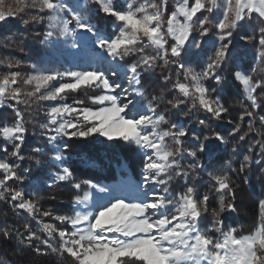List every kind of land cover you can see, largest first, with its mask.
<instances>
[{"label": "trees", "instance_id": "1", "mask_svg": "<svg viewBox=\"0 0 264 264\" xmlns=\"http://www.w3.org/2000/svg\"><path fill=\"white\" fill-rule=\"evenodd\" d=\"M84 1L88 8L95 11L94 21L97 26L109 30L114 17L104 15L93 0ZM169 4L170 1L164 8L165 28L167 18L173 12ZM9 7L15 9L14 0H3L4 10L7 11ZM34 16L41 17V22L33 21ZM48 16V12L40 13L37 8L29 7L15 18L0 23V77L11 73L28 77L32 66L39 62L43 52ZM205 17L208 19L205 27L208 34L212 35L215 26L211 21V12L202 11L195 18L203 20ZM261 28H264V20L256 14L240 21L232 30L225 56L220 61V66L214 70L215 76L200 80L207 96L225 109L220 119H213L210 113L199 106L196 99H185L176 90L177 84L186 83L185 76L177 69L178 64L187 59L184 51H181L179 57H168L171 63L167 66L161 67L162 62L157 58L155 67L139 69L137 88L143 93L140 102L154 108L155 112L152 113L163 116L166 121L160 125L159 131L171 129L186 132V136L181 138L182 153L173 161L176 167L170 170V179L169 176L162 177L168 183L159 185L158 188L168 202L167 212L169 215L175 213L177 197L182 196L187 188L194 189L193 196L197 203L204 196H208L207 211L202 209L198 228L214 241L221 237V233L232 229L236 230L234 235L238 238L251 235L261 222L260 203L264 201V124L260 121L264 118V87L257 88L253 93L257 100V108L253 112L241 84L236 80L237 70L229 55L231 51L239 53L242 57V70L253 83L260 82L264 85V56H261L264 46L259 43L262 38ZM172 44L173 41L169 40L167 47L170 48ZM216 50L208 52L204 63L194 61L199 64L195 66L199 76L215 58ZM139 58V55L130 56L127 64L131 65ZM13 87L33 90L25 86L22 80ZM96 93L90 89H81L75 93H66L64 98L69 104L93 106L87 102V98ZM23 99L26 103L16 104L12 100H4L0 104V127L13 126L16 111H19L25 129L19 150V156L23 159L11 155L15 142L0 139V148L7 149L0 151V162L8 163L18 177L7 183L8 191L4 192L5 198L0 200V264H75L66 253L53 251V247H59L58 236L53 233L49 238L42 230L44 224H51L58 231L66 229V224L38 214L30 216L15 207L19 201H11V194L19 191L25 200L36 204L41 212L67 217L72 212L75 199L80 198L90 188L88 184L98 187L113 184L118 178H124L125 173L132 180H139L143 159L134 144H125L121 140L109 141L97 135L63 138L60 142L64 157L61 163L69 169L72 177L58 182L54 176V173H59V168L53 161L54 150L50 147L42 127L48 103L38 97ZM79 100L84 103L77 104L76 101ZM173 104L178 106L173 107ZM247 112H253V115L249 117ZM200 121H204V125ZM249 125H252L251 129ZM217 136L221 140H217ZM241 136H244L243 140L240 139ZM205 137L209 139L205 140ZM202 144L205 150L199 151ZM190 151L196 152V156H188ZM245 156L248 157V163L241 170ZM177 171L183 174L177 176ZM218 175L228 176L233 195H223L225 205L230 203L234 209L232 211L227 210L226 206L224 211H220L221 194L216 193L213 181V177ZM2 178L3 174H0V179ZM73 183H80L81 188L74 189ZM214 212L218 213L221 221V232L214 230ZM37 220L41 223L37 224ZM25 226L28 227V232L25 231ZM5 231L10 234L9 239L3 238ZM30 233L39 236L40 240L25 241L24 237ZM41 241L50 246L46 247ZM34 248H38L39 253L43 254L33 251Z\"/></svg>", "mask_w": 264, "mask_h": 264}, {"label": "snow or ice", "instance_id": "2", "mask_svg": "<svg viewBox=\"0 0 264 264\" xmlns=\"http://www.w3.org/2000/svg\"><path fill=\"white\" fill-rule=\"evenodd\" d=\"M100 8V11L110 17H114L120 25L118 34L106 40L98 37L97 47L107 52V56L113 61H119L128 56L139 55L140 59L129 65L126 69V79L132 88L139 84V69H151L156 66L157 58L161 61V67L171 63L168 57L176 58L181 55V50L188 42L193 26V20L202 11L212 12L217 0H178L174 11L167 18V27L163 23V8L167 0H161L157 4H139L137 0H128L126 10L117 12L113 7V0H93ZM15 9L9 7L7 11L3 8V0H0V23L9 18H15L26 8L35 7L40 13L48 12L53 15L49 17V28L58 29L60 38L73 36L77 31L94 32V29L87 24L85 19L76 12L70 13V19L60 18L59 14L68 12V6L56 2V0H14ZM253 14L264 20V0H224L223 19L216 25L220 41H226L231 36V29H235L237 24L246 17L251 18ZM182 18V20H181ZM33 21L41 22V17L34 16ZM28 23V21H25ZM208 23L207 17L199 22L200 35L208 34L205 25ZM70 25L72 27H70ZM262 38L259 40L264 46V28L260 29ZM53 32L45 33V39L51 40ZM174 43L169 48L168 41ZM144 41H147L145 44ZM197 46L199 44L197 43ZM156 49V55H144L147 48ZM228 44L224 43L216 50L215 58L211 60L205 71L199 76H186L194 81V86L189 88L185 84H177L176 90L185 99L193 98L199 106L212 115L213 119H220L225 109L213 101L207 99L206 89L199 83L202 79H211L215 76V69L220 66V61L225 56ZM264 56V52L261 53ZM12 67V65H9ZM182 67V65H178ZM71 80L70 83L60 84L51 91H46L52 82L65 78ZM237 80L246 92V98L250 101L253 112L257 108V100L253 95L257 88L264 87L260 82L253 83L250 78L237 74ZM20 80L27 87L33 90L26 91L13 86ZM217 82L218 79H217ZM121 88L119 83L113 85L106 78L105 74L96 71L71 72L67 74H37L26 78L20 77L18 73H11L0 77V104L4 100H12L16 104L26 103L23 97L33 99L38 97L42 101L63 100L68 92H77L81 89H103L102 95L89 97L92 104L100 105L96 110L87 108H73L63 106L54 108L47 113L48 124L55 135L50 136V141H57L59 138H87L98 134L109 141L121 140L126 143L136 145L138 148L151 153L145 159L143 169V179L147 184L165 185L168 180L163 179L169 176L171 169L176 167L174 159L181 155V138L186 136L183 130L159 131L160 125L166 123L163 116L153 117L141 115L140 118H127L123 115L128 109V104L119 103V97L113 95ZM124 93H129L128 88L123 89ZM141 96L139 90L134 93ZM123 99L127 100L128 95ZM83 104L82 100L76 101ZM131 103V101H129ZM177 107V104H173ZM150 112H155L154 108H149ZM253 112H247L251 117ZM65 116L75 117L73 120H63ZM58 118L62 122L58 123ZM243 120L244 117L242 116ZM264 124V118L261 119ZM204 125V121H200ZM174 127V126H173ZM252 128V125H249ZM25 129L22 123V115L16 111V121L13 126L0 127V139L7 142H15L13 157L23 159L19 156L20 146L23 143ZM171 138L176 145L175 149L169 148L165 141ZM209 139L205 137V140ZM217 140L221 137L217 136ZM241 140L244 136L240 137ZM202 144L199 151H204ZM0 151H7L0 148ZM38 151V149H34ZM251 151V149H249ZM188 156L195 157L196 152H188ZM56 161H61L62 156L56 155ZM248 163V157H244L241 170ZM199 167V165H197ZM0 200H3L4 192L8 189L6 185L9 181L16 180L13 168L6 162H0ZM177 176L183 173L177 171ZM72 173L68 168H63L60 175L56 177L58 182L71 179ZM170 179V176H169ZM215 191L220 195V211L234 210L229 203L225 205L224 193L230 197L233 195L228 182L227 175L213 177ZM87 183V182H84ZM72 187L79 190L80 183H73ZM88 187H94L88 184ZM103 191V189H97ZM194 189L187 188L186 192L177 197L175 214L167 216L163 210L168 206L164 196H154L151 202L146 203H125L117 199L110 206L98 211L90 218L89 214L77 212L72 217L52 216L49 212H41L39 207L23 198L19 191L11 194V201L16 208L27 212L30 216L39 215L41 217H51L61 224H67L71 231H58L51 224H44L42 230L45 235L51 238L55 233L58 236L59 247H53V251L66 253L75 264H264V201L260 203L261 222L255 231L248 236L236 237L235 229L221 233V237L213 240L198 228V223L203 211H207L209 197L204 196L199 203L194 199ZM85 194L83 200L77 198L74 203L83 204L88 200ZM213 223L216 225L215 231L221 232V221L218 213H213ZM37 224L41 221L37 220ZM86 225L85 227H81ZM25 231L29 229L25 226ZM114 234V235H109ZM8 232L3 233L4 239H9ZM25 241L40 240L39 236L29 234L24 237ZM46 247L50 245L44 241ZM33 251L39 253L38 248ZM43 254V253H39Z\"/></svg>", "mask_w": 264, "mask_h": 264}, {"label": "rangeland", "instance_id": "3", "mask_svg": "<svg viewBox=\"0 0 264 264\" xmlns=\"http://www.w3.org/2000/svg\"><path fill=\"white\" fill-rule=\"evenodd\" d=\"M167 1L171 2V4L169 5L172 6V9L174 11V8L178 3V0H167ZM56 2L68 6V12L60 13L59 14L60 18L70 19V13L76 12L85 19L87 24L94 29V32L77 31L75 32V35L64 37L61 39L58 29L49 28V17L53 15L49 13V16L47 18L46 32L51 30L53 32V37L51 40H46L44 36L43 38L44 48L40 60L39 62H37L32 66V71L28 76L37 75V74H43V75L67 74L71 72H85V71L102 72L105 74L106 78L111 84L115 85L119 83L121 85V88L117 90V93H113V95H116L120 98L119 103L128 104V109L123 115H125L127 118H137V119L140 118L141 115H150L153 116L154 118L159 117V116H155L152 112L149 111V107H147L142 102H140V96H136L133 94L136 90H138L137 86L136 88H132L128 84V81L126 79V69L129 66L127 64V59L130 56L125 57L124 59L119 61H113L110 57L107 56L106 51H104L100 47H97L98 37H103L106 40H110L111 38H113L118 34L120 25L115 20V18L110 26V29L106 30L103 27L97 26V24L94 21L95 11L91 8H88L85 5L84 0H56ZM127 3L128 0H113V7L117 12H123L126 10ZM160 3L161 0H137V5L157 4L159 6ZM164 8H163V13H164ZM223 11H224V0H217L216 6L214 7V10L211 12V21L215 26V32L212 35L207 34L206 36H201L200 35L201 29L199 28V22L201 19L194 18L193 20V26H192V32L190 38L186 43L185 47L181 50L185 52L187 59L182 61L180 64H178V65H182V67L177 66V69L185 76L186 78L185 85H187L189 88L194 86V81L191 78L187 77L186 73H190L192 76L199 77L198 73L195 71V66L201 64V62L202 63L205 62L206 58L208 57V52L210 50L218 49L222 46V44L224 43L227 44L231 40V36L226 41L219 40V36L221 35V33L218 31L216 25L223 19ZM70 27L72 26L70 25ZM232 30L233 29L230 30L231 33ZM144 43L146 44L147 41H144ZM197 43L199 44V46H197ZM144 55H149V56L156 55V49L149 47L145 49ZM229 55L233 59L237 70L235 77H237V74H240L242 76L249 78L248 74H246L242 70L241 55L236 51H231ZM194 61H200V62L199 64H197L194 63ZM70 82L72 81L65 76V78L52 82L46 91H51L55 87H59L60 84L70 83ZM201 86L203 85L201 84ZM124 88H128L129 93H124L123 91ZM242 89L245 95H247L243 86ZM90 90L97 92L95 95L90 97H96L104 94L103 89H90ZM125 95H128L127 100L123 99ZM207 99L218 104L216 100H213L208 96ZM129 101H131V103H129ZM46 102L48 103V106L45 111V115H44L45 120L43 122L42 127L45 129L46 132L45 136L50 144V147L54 150L53 161L57 164V167L59 168V173H54V176L57 177L58 175L61 174L62 169L65 168L61 163L64 157L61 153L62 148L60 142L62 141L63 138L66 137L59 138L55 142L49 140L50 136L55 135L53 131H50V129L55 126L48 124L49 117L47 113L54 108L63 107V106H69L78 109L87 108L93 110H96L101 106L92 104L88 98H87V102L89 104H92L93 106L69 104L66 103L65 98L63 100L46 101ZM62 119L73 120L75 122L74 116L72 117L65 116ZM59 122H62L60 118H58V123ZM96 135L99 136L98 134ZM124 143L129 144L126 142ZM165 143L171 149H175L176 147V145L173 143L171 138H167ZM134 146L138 150L140 156L143 159V168L140 179L134 181L129 175L125 173L124 178L122 179L118 178L116 182L113 184L102 185L99 187L98 186L90 187L79 198L83 200L84 195L87 194L89 197L88 200L80 205H77L73 202L72 212L67 217H72L77 212H80L81 214H89L90 218H92L95 213H97L100 210H103L105 207L110 206L111 203H114L117 199L123 200L125 203H146V202H151L152 197L154 196L157 195L163 196L162 191L158 190L159 185L147 184L143 179V169L145 166V159L151 153L138 148L136 145ZM56 155L62 156L63 159L61 161H56L54 159ZM97 189H103V191H97ZM166 204L168 205L167 201ZM167 210H168V206L163 210L164 214L167 216H171L169 215ZM85 226L86 225H82L81 227H85ZM59 231L68 232L71 231V229L66 224V229L62 228ZM109 235H114V234H109Z\"/></svg>", "mask_w": 264, "mask_h": 264}]
</instances>
